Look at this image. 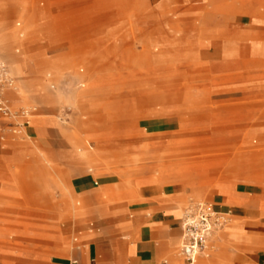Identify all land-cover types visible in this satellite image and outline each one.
Listing matches in <instances>:
<instances>
[{
  "label": "rangeland",
  "instance_id": "374dc122",
  "mask_svg": "<svg viewBox=\"0 0 264 264\" xmlns=\"http://www.w3.org/2000/svg\"><path fill=\"white\" fill-rule=\"evenodd\" d=\"M5 1L0 61L14 86L0 115V250L77 251L78 226L96 223L88 211L129 204L155 172L170 184L213 174L198 179L202 195L183 189L184 211L216 203L224 165L247 171L223 176L235 186L264 183V36L231 41L264 30L252 21H264V0ZM207 14L223 35L202 27ZM22 29L25 39L10 36ZM74 144L100 158L74 163Z\"/></svg>",
  "mask_w": 264,
  "mask_h": 264
},
{
  "label": "crops",
  "instance_id": "0c3cea01",
  "mask_svg": "<svg viewBox=\"0 0 264 264\" xmlns=\"http://www.w3.org/2000/svg\"><path fill=\"white\" fill-rule=\"evenodd\" d=\"M16 2L19 1L6 0L1 6L7 8ZM167 2L171 6L177 5L172 0ZM258 12V9L250 10L249 14L253 18L258 16ZM252 21L264 23L259 20ZM202 27L211 32H220L212 28L209 15L205 17ZM256 35L264 36V30L254 27L246 36H231L232 46L238 47L240 38L252 42ZM10 36L25 39L27 32L22 29L11 33ZM224 45L229 47L230 44ZM3 47L5 46L1 45L0 49ZM12 99L16 100L14 97ZM28 123L39 126L36 123ZM74 146L77 156L70 160L76 164H91V161L100 158L99 154L84 157L78 152L77 145ZM37 159L49 169L54 166L52 158L41 152ZM245 172L247 171L244 169L229 170L224 165L218 177L219 181L216 180L210 189L209 194L213 195L216 202L214 209L228 218V224L222 234L213 240L215 252L211 260L205 262V259H200L198 264H264V183L253 177L243 179L250 184L235 186L232 181L222 179L223 176L241 179L246 177L243 174ZM212 175L185 177L175 183L163 185L159 184L155 177L143 179L134 185L135 191L128 197L129 204L103 215L100 213L101 209L95 207L88 211L96 223L90 224L89 227L84 224L78 226L83 246L77 251L63 255L53 251L31 249H22L16 253L0 250V264H183L179 257L183 204L187 199L183 189H189L197 196L202 195V183L198 179L211 178ZM61 187V198L63 201L67 198V207H72L73 196L63 185ZM96 194L99 195L98 190ZM74 216H77L80 222L85 220V213H76Z\"/></svg>",
  "mask_w": 264,
  "mask_h": 264
},
{
  "label": "built area",
  "instance_id": "2783aa9c",
  "mask_svg": "<svg viewBox=\"0 0 264 264\" xmlns=\"http://www.w3.org/2000/svg\"><path fill=\"white\" fill-rule=\"evenodd\" d=\"M8 69L0 61V115L9 116L5 92L14 86ZM228 218L216 211L213 205L198 202L184 211L181 219V240L179 257L183 264H198L200 259H208L213 248V240L227 227Z\"/></svg>",
  "mask_w": 264,
  "mask_h": 264
},
{
  "label": "bare ground",
  "instance_id": "6f19581e",
  "mask_svg": "<svg viewBox=\"0 0 264 264\" xmlns=\"http://www.w3.org/2000/svg\"><path fill=\"white\" fill-rule=\"evenodd\" d=\"M251 46H252V48L254 49V51L257 50L256 45L251 44ZM10 75H11V74H10ZM154 177H155L156 181H157L159 184H161V185H163V184H167V183H171L169 180H167V178L165 177V175H164L163 173H160V174L157 175V173L155 172ZM164 188H165V187H164Z\"/></svg>",
  "mask_w": 264,
  "mask_h": 264
}]
</instances>
